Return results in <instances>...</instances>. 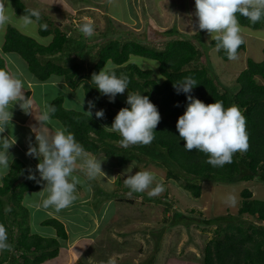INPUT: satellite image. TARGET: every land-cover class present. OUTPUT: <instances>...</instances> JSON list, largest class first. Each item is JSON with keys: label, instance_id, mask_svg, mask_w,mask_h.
<instances>
[{"label": "trees", "instance_id": "obj_1", "mask_svg": "<svg viewBox=\"0 0 264 264\" xmlns=\"http://www.w3.org/2000/svg\"><path fill=\"white\" fill-rule=\"evenodd\" d=\"M10 2L19 15H23L29 8L22 0ZM32 19L35 20V17ZM237 19L242 26L264 30V19L252 23L239 13ZM36 22L38 34L44 37L50 35L49 42L39 43L7 24L0 44L1 52L17 53L25 60L28 71L38 80H47L51 75L60 76L67 87L75 89L80 86L86 100L94 101L95 108L91 117L84 112L86 110L64 106L63 96L60 94L51 98L48 103L56 109L51 118L74 133L75 139L86 151L91 154L102 153L119 166L134 161L160 167L165 170L166 178L175 181L193 197H199L202 182H264V82L258 80V77L264 79V45L261 60L246 58L245 67L235 77L238 88L234 90L222 84L208 65L199 63V59L206 57L205 47L215 45L212 39L208 45L204 44L199 48L188 37H171L150 45L132 37L109 38L97 46L92 62L84 68L82 61L76 58H82L85 53L82 39L69 35L59 26H51V21L41 17ZM165 32L179 33L175 27H169ZM244 48L245 42L238 51ZM131 55L153 59L158 67L156 70L141 68L130 60ZM217 55L228 60L223 49L217 51ZM109 62L116 66L117 75L123 73L128 77V90L148 96L158 108L161 121L155 129L154 140L148 145H131L125 148L119 143L121 136L118 133L103 130L104 125H112L121 108H130L118 96L114 102H110L108 96L102 95L90 83L92 74L98 73ZM0 68L5 69L1 55ZM186 77H192L197 83L191 92L193 97L205 104L223 101L225 108L235 104L245 116L250 146L246 152L235 153L232 163L213 167L206 162L208 157L205 153L185 150V142L179 138L176 123L186 110L187 96L182 92L178 94L173 84ZM28 93L29 91L24 92L26 98ZM101 109L105 116L98 119L95 111ZM26 141L32 143L30 139ZM1 148L2 141L0 150ZM10 163L7 174L0 177V223L7 229L12 250L0 252V264H40L58 254L60 240L67 239L68 233L63 222L53 216L40 223L51 226L55 231L54 235L31 231L30 211L23 204L22 198L25 191L40 188L43 180L39 173L29 170L20 158L14 157ZM30 174L35 175L36 180L28 179ZM124 190L129 189L125 187ZM134 194H141L148 201L164 203V212L170 210L167 201L160 197L149 198L145 193ZM95 195L99 202L110 198L113 193L94 185ZM239 195L241 200L235 213L204 217L201 211L193 208L189 209V213L175 209L171 211V221L167 222L169 225L187 222L214 225L212 236L203 245L200 264H264V199L252 197L251 190L246 187L239 191ZM9 208L11 210L6 211ZM161 232L162 230L159 231V236ZM149 261L150 259L143 264H149Z\"/></svg>", "mask_w": 264, "mask_h": 264}, {"label": "rangeland", "instance_id": "obj_2", "mask_svg": "<svg viewBox=\"0 0 264 264\" xmlns=\"http://www.w3.org/2000/svg\"><path fill=\"white\" fill-rule=\"evenodd\" d=\"M23 2L29 8L38 9L41 13L40 17L51 21V26H59L69 35L84 41L85 53L82 58L76 57L82 61L84 68L92 62L97 46L109 38L132 37L150 45L171 37H188L199 48L204 44L208 45L211 39L210 35L206 31L199 30L196 24L195 0H92V5L88 3L90 0H23ZM5 6L7 7V3ZM12 16L13 20L9 24L23 34L42 44L50 39L49 36L38 34V25L34 19H32L33 24L24 26L20 20L21 15L15 12ZM85 21L94 24L95 32L91 37H86L79 31V26ZM6 26L0 30V42ZM240 26L243 29L245 48L238 51V59L223 60L217 55L215 45L205 47L206 57L199 59V63L208 65L210 71L225 85L234 83L235 76L239 68L245 65L247 57L260 60L263 56L264 30ZM169 27H175L179 33L167 34L165 31ZM129 58L141 68L154 70L157 68L153 59L138 55H131ZM3 59L9 72L19 78L22 76L28 78L26 63L17 53H5ZM57 80L61 78L56 75H51L45 81L31 80L30 84H25L22 79L24 89H33V92L30 89L28 93L29 98L40 104L42 109L45 103L48 104L51 98L60 94L66 107L88 111V101L81 87L71 89L64 83L56 84ZM258 80L264 82L260 77ZM129 91L126 89L124 94H117L118 98L126 102ZM83 98L85 103L82 109ZM32 111L40 114L38 108ZM33 113L29 115V123L35 117ZM49 124L53 128L61 127L54 119H51ZM15 125L11 122L6 129L11 132L14 129L18 130L16 138L31 137L30 130L19 129L18 125ZM31 139L32 145L38 146L35 136ZM2 150L3 148L0 151ZM24 152L23 148L19 149L13 145L8 149L12 158L23 159L31 171L38 172L36 165L42 158L25 156ZM92 155L103 160L102 171L106 176L88 180L84 172L77 169L74 175L81 183L77 185L78 199L71 206L56 212L53 208L42 207L41 195L34 194L39 193L41 189L30 190L23 194V203L29 211H33V221L30 223L33 232L42 234L50 228L35 223L37 216L40 217L48 210V213L55 214L53 216L63 222L68 233L67 239L62 240L58 254L40 264H107L109 258L114 259L115 264H143L149 259V264H200L203 245L212 236L214 225L196 224V222L169 225L167 222L171 221L169 218L171 211L175 209L189 213V209L193 208L195 211H201L204 217L226 212L235 213L241 200L239 191L244 187L251 190L252 197L264 199V182L257 180L233 183L202 182L199 197H193L175 181L166 178L164 169L153 164L144 165L135 162L136 167L133 168L132 174L139 170H150L158 181L163 182L165 191L155 197H160L170 205V210L164 212V203L145 200L141 194L133 193L129 196L130 190H124L123 180L127 176L123 173L132 161L119 166L102 153ZM117 180L120 182L117 183ZM94 185L104 191L112 192L113 195L98 202L97 196H94ZM45 186L46 181L42 185V190ZM228 194L236 196L235 206L224 203Z\"/></svg>", "mask_w": 264, "mask_h": 264}, {"label": "clouds", "instance_id": "obj_3", "mask_svg": "<svg viewBox=\"0 0 264 264\" xmlns=\"http://www.w3.org/2000/svg\"><path fill=\"white\" fill-rule=\"evenodd\" d=\"M12 13L15 11L10 0H0V30L12 22ZM237 13L248 18L252 23H257L264 19V0H195L194 15L199 30L206 31L215 41L216 51L223 49L229 60L238 59V49L245 42ZM40 16L38 9L28 8L20 16V20L24 26H28L34 23L32 17L38 21ZM79 31L86 37L93 36L95 32L93 22H83L79 26ZM90 83L94 84L102 95L108 96L110 102H114L117 94H124L125 90L129 89L130 81L123 73L117 75L116 66L109 62L98 73L92 74ZM196 85L192 77H186L173 84L178 94L182 92L187 96L186 110L179 116L176 129L179 138L185 142V150L205 153L208 164L213 167H223L232 163L235 153L246 152L250 146L246 118L235 104L225 108L223 101L216 100L214 103L205 104L193 97L191 92ZM23 89L21 78L0 68V133H4L11 124L13 116L11 109L15 104L18 103L25 114L33 113V102L29 97H25ZM84 103L83 98L82 109ZM87 104L88 111L84 112L91 117L95 103L88 101ZM126 104L130 105V108H121L112 125L110 127L104 125L103 130L118 133L121 136L119 143L125 148L131 145L150 144L155 138V129L161 121L157 106L148 96L138 91L128 92ZM55 111L54 106L45 103L39 116L35 114L39 127L33 126L32 132L35 133L38 146L29 144L26 154L42 158L36 169L40 179L46 181V186L42 191L34 194L41 195L42 207L53 208L59 212L78 199L77 185L81 181L74 175L77 169L83 171L88 180H94L98 176L105 177L106 173L102 171L103 160L86 151L75 139L74 133L62 126L56 127L54 131L46 126ZM104 116L103 109L95 111L96 118L103 119ZM0 141L3 147V151H0V174L6 175L10 169V160L12 161L8 149L16 141L11 142L9 137H0ZM135 167V162L132 161L123 173L127 176L123 183L130 190L129 196L133 193L147 192L149 198H152L165 191L163 182L158 181L152 171L139 170L132 174ZM27 178L36 180V176L32 174ZM224 203L235 206L237 198L228 194ZM10 210V208L6 209V211ZM11 250L7 229L0 223V252ZM107 264H115L114 259L109 258Z\"/></svg>", "mask_w": 264, "mask_h": 264}, {"label": "crops", "instance_id": "obj_4", "mask_svg": "<svg viewBox=\"0 0 264 264\" xmlns=\"http://www.w3.org/2000/svg\"><path fill=\"white\" fill-rule=\"evenodd\" d=\"M23 1V0H22ZM64 1V0H63ZM88 3H90L91 5H92V0H90V2H88ZM25 4V3H24ZM26 5V4H25ZM27 6V5H26ZM28 7V6H27ZM38 28V27H37ZM49 36V38H50V35H48ZM46 37V36H45ZM2 40H3V38H2ZM50 40V39H49ZM49 40L47 41V42H49ZM2 42V41H1ZM1 42H0V44H1ZM46 42V43H47ZM263 47V46H262ZM8 53V52H7ZM3 54H4V56H5V53H2L1 52V49H0V55L3 57ZM263 57V56H262ZM262 59V58H261ZM260 59V60H261ZM254 60V59H253ZM25 61V60H24ZM256 61H258V60H256ZM26 63V62H25ZM13 65V64H12ZM245 65H246V60H245ZM245 65L242 67V68H239V71L241 70V69H243L244 67H245ZM4 67H5V69L7 70V71H9L8 70V68H7V66H6V63H5V61H4ZM26 67H27V64H26ZM28 70V69H27ZM232 71H233V69H232ZM238 71V72H239ZM29 72V71H28ZM238 74V73H237ZM22 76V75H21ZM57 76V75H56ZM60 77V76H59ZM236 77V76H235ZM50 78V77H49ZM48 78V79H49ZM61 78V77H60ZM21 79H23V81L25 82V84H30L32 81L31 80H36L35 79V77L29 72L28 73V78H26L25 79V77H21ZM53 79V78H52ZM38 80V79H37ZM40 81V80H39ZM45 81V80H44ZM59 81V83H57V82H55L56 84H62V83H64V81H63V79L61 78V80H58ZM234 83H235V81H234ZM234 83L231 85V84H228L227 86H229V87H231V89H234V90H236L238 87H237V85L236 86H234ZM65 84V83H64ZM223 84V83H222ZM66 85V84H65ZM225 85V84H224ZM30 89H31V91L33 92V89L32 88H26V89H24L23 90V93L24 92H26V91H30ZM33 95V94H32ZM29 96L27 95V98H28ZM33 102H34V105H33V107H32V109L34 110V107H35V109H37L38 108V110H40V112L42 111V106H40V104H37V103H35L36 101L33 99ZM65 106V105H64ZM11 107V106H10ZM11 111H12V113H13V116H12V120H11V122H13V124H16V125H18V128L19 129H24V128H27L28 130H30V132H31V137H26V138H19V137H17L16 138V136H17V134H18V130H16V129H14L13 130V132H11V130H5V132L4 133H2V137H9V140L11 141V142H14V141H16L15 142V144H13V146H15V147H18L19 149H21V148H23L24 150H25V152L23 153L25 156L27 155L26 153L28 152V148H29V141L27 142L26 140L27 139H30L32 142H33V140L31 139V138H34V136H35V134L32 132V127L33 126H36V127H39V122L36 120V118L35 117H33L32 118V120H31V122L29 123V115H31V114H25L24 113V111L19 107V104L17 103V104H15L14 106H13V108L11 109ZM35 111V110H34ZM35 114L37 113V111L36 112H34ZM33 113V115L35 116V114ZM37 115V117L39 116L38 114H36ZM51 119H53V118H51ZM55 120V119H54ZM15 125V126H16ZM50 130H55V128L56 127H52L49 123L46 125ZM18 138H19V140H18ZM36 142V141H35ZM30 144H32V143H30ZM3 148V147H2ZM1 148V149H2ZM3 151V150H2ZM29 156V155H28ZM19 158V157H18ZM28 158V157H27ZM13 159V158H12ZM21 159V158H20ZM23 162H24V160L23 159H21ZM11 162V161H10ZM25 163V162H24ZM25 165H26V163H25ZM28 168V167H27ZM29 169V168H28ZM30 170V169H29ZM37 173H39V172H37ZM1 175L2 174H0V177H1ZM44 184V181H42V185ZM42 185H41V187L40 188H38V189H41L42 190ZM37 190V189H36ZM40 190V191H41ZM29 191V190H28ZM28 191H25V192H28ZM24 192V193H25ZM22 202H23V198H22ZM24 204V203H23ZM38 204V203H37ZM25 205V204H24ZM36 205V204H35ZM38 205H40V204H38ZM26 206V205H25ZM35 207H37V206H35ZM32 210H30V218H29V224L33 221V218H32ZM53 215H55V214H50V213H48V210H46L45 212H43V214L39 217V216H37L38 218L37 219H35V223L37 224V225H40V226H48V225H42L40 222H41V220H43V219H45V218H47V217H51V216H53ZM58 216V215H57ZM54 217V216H53ZM58 217H60V216H58ZM36 218V217H35ZM60 220V219H59ZM63 220V219H62ZM65 222V221H64ZM34 223V222H33ZM50 228L49 229H47V231H45V232H43L42 233V235H54V229L51 227V226H49ZM30 228H31V225H30ZM31 231H32V229H31ZM39 234H41V233H39ZM61 243H62V240H60V247L59 248H61Z\"/></svg>", "mask_w": 264, "mask_h": 264}]
</instances>
